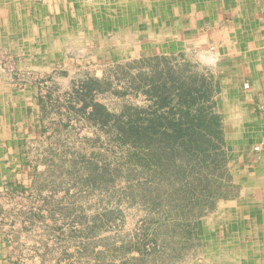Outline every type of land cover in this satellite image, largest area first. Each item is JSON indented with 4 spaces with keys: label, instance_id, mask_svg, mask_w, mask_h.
<instances>
[{
    "label": "rangeland",
    "instance_id": "rangeland-1",
    "mask_svg": "<svg viewBox=\"0 0 264 264\" xmlns=\"http://www.w3.org/2000/svg\"><path fill=\"white\" fill-rule=\"evenodd\" d=\"M77 1L93 21L48 63L0 48V264H230L218 207L264 186L263 124L215 65L231 43L117 57L120 0Z\"/></svg>",
    "mask_w": 264,
    "mask_h": 264
},
{
    "label": "crops",
    "instance_id": "crops-1",
    "mask_svg": "<svg viewBox=\"0 0 264 264\" xmlns=\"http://www.w3.org/2000/svg\"><path fill=\"white\" fill-rule=\"evenodd\" d=\"M41 3L37 10L30 0H0V48L18 56L19 62L36 63L40 59L41 63H48L53 59L52 53L59 52L60 45L69 40L79 41L81 34L76 29L80 30V21L87 24L93 21L91 9H81L77 0ZM35 10L39 15H35ZM103 11L107 19L105 27H115L113 41L109 43H113V48L109 51L117 57L134 52H162L165 48L167 52L176 51L180 35L190 40L200 38V49L210 37L217 43L220 38L229 40L227 44H231L223 49L235 54L234 57L222 56L215 64L224 76L221 82L232 81L235 86L232 93L236 94L240 93L241 83L249 84L246 92L251 113L264 127V0H120L119 9ZM30 14L39 18L38 26ZM36 38H40L42 45L39 50H33L38 54L33 59L29 41ZM7 99L12 98L0 94V101ZM246 163L250 165V160ZM256 163L263 170L257 179L264 182V154ZM263 188L256 187L252 193L243 187L237 199L221 202L218 207L222 220L218 225L216 252L220 256L224 250L220 246L231 244L230 264H264V219H257L253 214L258 210L264 212ZM241 246L247 247L244 258L240 254Z\"/></svg>",
    "mask_w": 264,
    "mask_h": 264
},
{
    "label": "built area",
    "instance_id": "built-area-1",
    "mask_svg": "<svg viewBox=\"0 0 264 264\" xmlns=\"http://www.w3.org/2000/svg\"><path fill=\"white\" fill-rule=\"evenodd\" d=\"M243 87H244V89H248V88H249V84H248L247 82H245V83L243 84ZM259 149H260L259 146H255V147L253 148V151L258 152Z\"/></svg>",
    "mask_w": 264,
    "mask_h": 264
}]
</instances>
